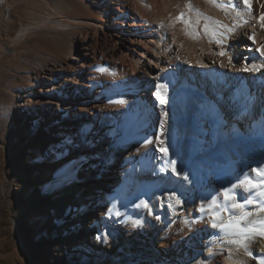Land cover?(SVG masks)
<instances>
[{
	"label": "bare ground",
	"instance_id": "6f19581e",
	"mask_svg": "<svg viewBox=\"0 0 264 264\" xmlns=\"http://www.w3.org/2000/svg\"><path fill=\"white\" fill-rule=\"evenodd\" d=\"M10 1L0 0V54L17 50L20 94L6 111L37 134L44 186L67 194L55 208L74 236L64 250L145 264H186L205 250L199 264H257L264 238L247 241L251 256L226 236L208 246L219 229L199 209L264 167V0H49V15L17 36L9 18L23 1ZM147 210L155 217L131 228ZM114 233L121 253L107 243Z\"/></svg>",
	"mask_w": 264,
	"mask_h": 264
},
{
	"label": "rangeland",
	"instance_id": "374dc122",
	"mask_svg": "<svg viewBox=\"0 0 264 264\" xmlns=\"http://www.w3.org/2000/svg\"><path fill=\"white\" fill-rule=\"evenodd\" d=\"M13 1H10L12 7ZM21 1L12 18L6 15L11 20L8 27L12 28L15 36L30 21L37 22L42 16L49 15L48 11L43 12L49 0ZM5 3L0 5L1 12L7 11ZM58 4L59 8L65 5ZM5 50V53L0 54V264H56L57 258H65L66 263L63 264H145L136 254H114L105 248L96 251L94 256L83 255L78 260L64 250V243L73 240L74 236L67 224L56 215L55 208L65 201L67 194L48 190L44 186L46 166L41 151L36 153L37 134L28 135L25 123L19 120L16 113L11 115L6 111L11 103L19 99L20 92L13 87L14 82H17L13 77L19 69L15 63L17 50L13 45ZM21 95H24L23 92ZM32 96H29L30 99L34 98ZM28 104L29 109L35 108V102L30 100ZM36 158L40 159L41 165L35 162ZM138 214L137 221L140 223L136 227L129 225L133 229L141 226L144 217H155L150 210ZM82 234L83 231L78 229V237ZM225 238L224 233L217 231L209 237L207 245L220 244ZM116 239L119 241V235L114 233L113 237H107L106 240L111 248L115 246L120 251ZM205 254V250L197 253L186 264L205 261ZM253 255L264 257V252L257 248Z\"/></svg>",
	"mask_w": 264,
	"mask_h": 264
},
{
	"label": "snow or ice",
	"instance_id": "6c2138e0",
	"mask_svg": "<svg viewBox=\"0 0 264 264\" xmlns=\"http://www.w3.org/2000/svg\"><path fill=\"white\" fill-rule=\"evenodd\" d=\"M211 2L216 3L217 7H223L224 5L219 4L216 0H211ZM241 2L248 8L251 6L252 0H241ZM190 7V5H189ZM197 15H201L197 12ZM178 22H183L186 25L190 24V21L184 20V14L181 13L179 17L176 18ZM264 21V16L261 17ZM218 23V22H217ZM264 27V24H262ZM207 30V29H206ZM231 31V29H229ZM252 39V37H250ZM218 44L220 41H216ZM261 56H264V50L257 49ZM224 55L225 53H219ZM231 63V60L229 61ZM247 70V69H245ZM255 70V69H253ZM164 85H158L157 91L163 88ZM161 105L165 104V100L157 97ZM167 112H162V116L167 118ZM163 127V125H161ZM161 144L164 143L163 140L160 141ZM160 151L167 155L166 148H160ZM172 172L176 173L175 162H172ZM252 172L255 174V178L250 176H245L244 179L240 180L238 184H234L231 187L223 188L219 197H222V201L219 197L210 199L208 202V207L202 204L199 211L201 213L208 212L211 215V226L213 228L219 229L220 232L224 233L226 237H229V243L237 244L239 246L245 247L248 255H252L250 251L247 250V241L252 240L253 237L259 236L264 238V219H257L255 221L249 220L253 215L259 216V213L264 212V167L253 168ZM184 179H188L187 176ZM243 188L244 191L255 196L256 199L245 197L241 198L236 192L237 188ZM177 204L180 203L179 200L176 201ZM141 205L148 209L149 205L146 202H141ZM141 205H137L140 207ZM255 206V211H253L249 206ZM171 207V205H169ZM227 213V219H225L224 214ZM140 222L133 221V225L136 226ZM257 259V264H264V257H253Z\"/></svg>",
	"mask_w": 264,
	"mask_h": 264
}]
</instances>
